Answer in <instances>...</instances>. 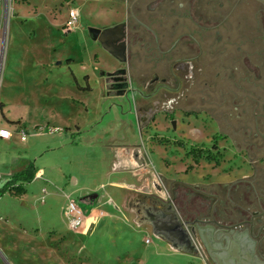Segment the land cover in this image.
<instances>
[{"label": "rangeland", "instance_id": "1", "mask_svg": "<svg viewBox=\"0 0 264 264\" xmlns=\"http://www.w3.org/2000/svg\"><path fill=\"white\" fill-rule=\"evenodd\" d=\"M221 1L225 4L222 9ZM234 1L199 0L198 8L205 13L210 9L213 18L209 15L208 25L216 26ZM241 5L245 8L236 12L227 23L229 31L218 37L221 29H213V45L198 36L204 51L213 52L217 62L214 70L195 71L193 76L182 72L180 86L167 83L169 91L163 90L162 83L152 88L139 86L138 97L152 94L151 98L140 102L141 105L149 109L153 99L161 100L156 114H164L166 119H159L154 126L152 121L145 123L142 125L145 133L139 136L140 142L146 144L152 167L158 174L150 191L116 185L118 192L113 196L107 195L106 187L90 194L73 195L71 199L81 205L85 215L84 224L72 230L64 214L68 202L64 206L62 194L50 187L46 188L48 192L42 191L46 183L43 177L29 185L27 203L15 201V197L0 201V264H206L203 258L179 252L154 235L150 224L139 222L130 203L141 195L157 194L171 199L179 207V197L185 195L189 209H193L196 205L193 199L199 194L197 190L207 191V183L214 176L217 179L222 174H234L240 168H248L250 161L257 164L260 159L264 161V154H256L252 149L260 141L249 135L245 137L249 129L254 132V128L247 127L253 125L254 119H264V6L255 0H242ZM71 8L78 9L80 17L77 25L70 29L66 22ZM113 12H122L125 17L128 12L126 2L0 0V127L16 126L5 119L17 117L28 118L32 123L53 119L63 124L80 121L84 125L99 116L103 84L99 78L108 80L107 91L116 92L111 89L112 76L102 74L112 67L113 58L103 52H99V57L94 51L90 41L99 49L102 45L93 38L90 29L102 31L103 26L97 22H108L109 13ZM197 30L211 34V29ZM193 48L191 55L198 52V47ZM240 54L250 55L258 66L255 71L260 75L255 77L256 84L247 66L245 72L237 71L235 75L225 71L232 66L228 58ZM69 59L75 61L77 71L91 73L93 84L87 77L85 86L92 90L94 85L95 92L77 91L73 87ZM194 65L196 69L205 66L204 61ZM46 68L53 69V74L43 83L42 78L47 77H43ZM3 77L5 86L2 85ZM155 92L159 93L156 97ZM179 94L181 97L177 102L168 103L169 98ZM180 108L181 112L178 111ZM228 122L232 126L228 127ZM53 128L57 127L45 125L37 133L58 135L68 131L63 128L54 131ZM227 133L231 139L225 137ZM30 135L28 142L14 139L0 145L2 154L9 152L14 156L15 153V157L22 154L15 161L18 163L16 168L34 156V147L38 143H35V136ZM213 138L218 144L216 149L212 148ZM82 143L57 151L51 157L55 156L54 162L65 171L78 175L83 180L82 185L95 186L101 156L86 147L88 140ZM193 148H202L220 158L221 166L214 169L217 167L213 165L214 161L205 158L196 164L189 154ZM190 166L192 168L188 169ZM53 172L61 178L59 170ZM65 180L66 185L70 184L71 176L67 175Z\"/></svg>", "mask_w": 264, "mask_h": 264}, {"label": "flooded vegetation", "instance_id": "2", "mask_svg": "<svg viewBox=\"0 0 264 264\" xmlns=\"http://www.w3.org/2000/svg\"><path fill=\"white\" fill-rule=\"evenodd\" d=\"M124 1L128 8L126 36L129 41L143 43L149 54L143 59V66L155 71L153 77L145 83V87L152 88L157 83H162L163 90L167 91H169L167 83L180 86L182 72L193 76L195 71L211 72L215 69L217 62L214 60L213 52L209 50L205 52L199 38H204L206 43L213 45L215 38L213 29L218 31L221 29L222 33H218L217 36H222L230 30L227 23L232 20L231 18L245 8L241 5L242 0L234 1L230 11L218 24L210 26L208 22L211 19L208 17L210 15L213 18V14H210L212 11L208 9L205 13L199 10V0ZM219 5L223 8L225 4L221 1ZM197 28L211 29V34L199 32ZM182 29L186 30L179 33ZM122 36L121 27H117L99 32L98 38L105 46H110L113 38ZM193 46L198 47V52L191 55ZM153 53L156 55H152ZM205 54L207 55L204 56ZM252 59L246 54L228 58L232 61L230 62L232 66L225 71L235 75L237 71L245 72L247 66L248 73L253 76L256 84L255 77L260 74L256 73L258 66ZM200 61H204L205 66L196 69L194 63ZM158 73L165 76L161 77ZM158 94L155 92L154 96ZM163 95L167 97L166 93ZM177 97L169 98L168 103L177 102L181 95ZM160 101L153 99V106L145 111L151 113L152 119L158 115L156 112L162 103ZM259 120L254 119L253 125L247 126L254 128V132L249 129L245 132L247 134L245 137L250 136L259 140L260 142L252 149L256 154H264V119ZM226 125L232 126L230 122ZM225 137L231 139L228 133ZM214 146L217 148L218 144L213 138L212 148L216 149ZM234 149L239 152L237 148ZM214 164L217 165L215 161ZM247 166L245 169L240 168L242 174L232 180L212 182L208 185L207 191L197 190L199 194L193 199L196 203L193 209H189L185 195L179 197V207H176L171 199H164L159 195H141L133 199L130 206L138 214L139 220L147 219V208L153 204L150 197L157 196L162 201L170 200L185 227L191 226L190 231L196 236L204 252V256L201 253L195 256L203 258L206 264H264V161L260 159V164L250 161Z\"/></svg>", "mask_w": 264, "mask_h": 264}, {"label": "crops", "instance_id": "3", "mask_svg": "<svg viewBox=\"0 0 264 264\" xmlns=\"http://www.w3.org/2000/svg\"><path fill=\"white\" fill-rule=\"evenodd\" d=\"M123 14L122 12L121 14L114 12L109 13L110 20L108 22H97L99 25L103 26L102 31L121 27L122 38H113L110 46H105L104 43L100 41V38H95L93 36L94 39H98L101 43L102 49H99L94 42L90 41L91 46H94V51H96L97 54L103 52L113 58V62L111 63L112 67L106 69L102 74L112 76L113 81L111 82V89L113 92L114 90L116 91L114 94L107 91L108 80L102 79L101 77L99 78L103 83L99 107L101 110L99 116L94 121L87 122L84 125L80 121H76L73 124H63L53 119H45L44 121H35L32 123L28 118L17 117L8 120H20L23 123L16 124V126L13 127L10 125H3L0 127L9 128L12 131V137L10 139L6 140L0 138V145L14 139L21 142H28L29 136H31L30 134H33V137L35 136V143H38V145L34 147L35 152L33 158L27 159L24 164L17 168L16 165H18V163L15 161L19 160L22 154H19L20 156L16 154L15 157V153L14 156L9 152L0 153V188L14 174L24 170L30 163H33L38 169L33 182L24 185L26 190L25 194L20 197H15L7 193L0 198V201L5 197H15V201L20 200L27 203L29 185L35 183L39 179H43V177H45L44 181L46 183L43 185L42 191L48 192L47 189L50 187L52 191L61 193L62 195L60 198L64 206L71 200L73 195L90 194L92 191L100 190L103 187H106V193L109 196H113L118 192L116 185L125 186L130 190L150 191L151 183H155V176L158 174L152 167L147 146L144 142H140L139 136H143L145 133L142 131V125L145 123L152 121V125L154 126L159 119H166L164 114H158L152 119L151 113L145 112L148 108L143 107L140 102L151 98V93L145 96L142 95L141 97L136 95L139 92V86L142 84L146 86L145 83L153 77L152 74H154L153 72L155 71L143 66V59L149 56L143 43L129 42L128 38L126 39L127 14L125 17ZM113 23H115V25L111 26ZM102 31L100 30V32ZM122 44L124 45L123 48H121ZM152 55L156 54L153 53ZM69 61H71V63L68 64L69 76L73 87L77 91L80 90L75 84V78L81 87H85V79L87 77L89 78V82L93 84L90 72L77 71L74 65L75 61L72 59H69ZM44 72L45 74L43 77H47L46 79L42 78V81L46 83L49 81L50 75L53 74V69L46 68ZM4 75L5 72L3 76ZM158 75L161 77L165 76L162 73H158ZM155 77L157 76L155 75ZM4 82L5 78L3 77V86H5ZM92 87L93 89L90 93L96 90L94 85H92ZM137 102H139V106H137ZM178 111L181 112V108ZM45 125L68 129V131L67 133H57L58 135H55L56 133L48 135L37 133L38 129L36 127L40 126V128H42V126ZM21 128H25L30 132V134H27V139L25 141L21 139V134L19 132ZM96 128H98V130ZM84 140L89 141V145L86 146L88 149L95 150V152L101 156L97 168L99 179L95 186H89L88 184L82 185L81 183L83 180H81L78 175L68 170L65 171L63 166L54 162L55 156L51 157L52 154L64 148L69 149L71 146H80V144H83L82 142ZM149 146L155 147V144H150ZM27 147L28 146H25V148ZM215 166L217 167L214 169H218L221 165ZM58 167H60V169ZM211 167L213 168V166ZM55 170H59V174L61 172V178L56 176L53 172ZM241 174L242 173L237 170L234 174H222L220 177H217V179L213 175L214 178L207 184L232 180L234 177L240 176ZM67 175L71 176V182L68 185H66L67 181L65 180Z\"/></svg>", "mask_w": 264, "mask_h": 264}, {"label": "water", "instance_id": "4", "mask_svg": "<svg viewBox=\"0 0 264 264\" xmlns=\"http://www.w3.org/2000/svg\"><path fill=\"white\" fill-rule=\"evenodd\" d=\"M256 1L264 6V0ZM90 31L95 38L99 37V29L91 28ZM149 199L153 200V204L147 208L148 218L140 219L139 222L150 224L154 235L167 241L173 249L192 255L201 253L204 256L196 236L190 231L191 226L185 227L172 202L162 201L157 196Z\"/></svg>", "mask_w": 264, "mask_h": 264}, {"label": "trees", "instance_id": "5", "mask_svg": "<svg viewBox=\"0 0 264 264\" xmlns=\"http://www.w3.org/2000/svg\"><path fill=\"white\" fill-rule=\"evenodd\" d=\"M71 62V61H69ZM72 72V71H71ZM73 74V72H72ZM75 84L77 85V88L82 91H91V88L89 86L81 87L76 78H75ZM8 123L11 124H20L21 121H10L6 119ZM37 129L40 128V126L36 127ZM216 148V146H214ZM189 154H191L195 160V163L198 164L199 161L202 158H205L207 160H214L217 165H220V158L213 157L208 151L197 148H193L191 151H189ZM192 166H190L188 169H191ZM38 172V169L33 163H30L24 170L21 172H18L14 174L1 188H0V198H2L5 194L9 193L11 196L20 197L23 194H25L26 190L24 185L29 184L33 182V180L36 177V174Z\"/></svg>", "mask_w": 264, "mask_h": 264}, {"label": "built area", "instance_id": "6", "mask_svg": "<svg viewBox=\"0 0 264 264\" xmlns=\"http://www.w3.org/2000/svg\"><path fill=\"white\" fill-rule=\"evenodd\" d=\"M80 13L76 8H71L66 22L68 28H73L79 21ZM54 131H58L57 128H53ZM21 139L25 141L27 139V132L25 128L19 130ZM12 137V131L9 128H0V138L10 139ZM68 227L72 230H77L84 224L85 212L81 205L76 200H69L64 211Z\"/></svg>", "mask_w": 264, "mask_h": 264}, {"label": "bare ground", "instance_id": "7", "mask_svg": "<svg viewBox=\"0 0 264 264\" xmlns=\"http://www.w3.org/2000/svg\"><path fill=\"white\" fill-rule=\"evenodd\" d=\"M122 38V37H121ZM124 47V45L122 44V47L121 48H123Z\"/></svg>", "mask_w": 264, "mask_h": 264}]
</instances>
